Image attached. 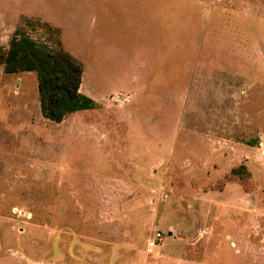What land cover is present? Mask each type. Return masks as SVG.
I'll return each mask as SVG.
<instances>
[{
	"label": "rangeland",
	"instance_id": "374dc122",
	"mask_svg": "<svg viewBox=\"0 0 264 264\" xmlns=\"http://www.w3.org/2000/svg\"><path fill=\"white\" fill-rule=\"evenodd\" d=\"M16 33L101 106L0 65V264H264V0H0Z\"/></svg>",
	"mask_w": 264,
	"mask_h": 264
},
{
	"label": "trees",
	"instance_id": "16d2710c",
	"mask_svg": "<svg viewBox=\"0 0 264 264\" xmlns=\"http://www.w3.org/2000/svg\"><path fill=\"white\" fill-rule=\"evenodd\" d=\"M0 65L6 73L36 72L42 114L55 122H62L74 112L95 110L101 103L81 90L83 65L72 53L47 43L38 42L26 34L16 33L8 48L0 47ZM242 166L220 179L215 189H223L225 180L245 184L240 173Z\"/></svg>",
	"mask_w": 264,
	"mask_h": 264
},
{
	"label": "built area",
	"instance_id": "2783aa9c",
	"mask_svg": "<svg viewBox=\"0 0 264 264\" xmlns=\"http://www.w3.org/2000/svg\"><path fill=\"white\" fill-rule=\"evenodd\" d=\"M162 237H163L162 232L161 231H158L157 232V238H160L161 239Z\"/></svg>",
	"mask_w": 264,
	"mask_h": 264
}]
</instances>
